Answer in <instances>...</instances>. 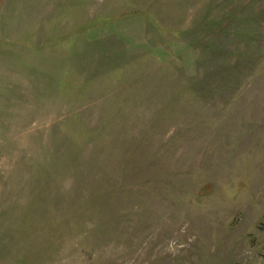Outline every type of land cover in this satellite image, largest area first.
Masks as SVG:
<instances>
[{
    "label": "rangeland",
    "instance_id": "rangeland-1",
    "mask_svg": "<svg viewBox=\"0 0 264 264\" xmlns=\"http://www.w3.org/2000/svg\"><path fill=\"white\" fill-rule=\"evenodd\" d=\"M0 264H264V0H0Z\"/></svg>",
    "mask_w": 264,
    "mask_h": 264
}]
</instances>
